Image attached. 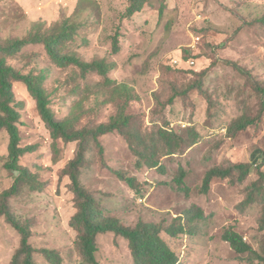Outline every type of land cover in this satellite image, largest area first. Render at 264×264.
Wrapping results in <instances>:
<instances>
[{
    "label": "rangeland",
    "instance_id": "374dc122",
    "mask_svg": "<svg viewBox=\"0 0 264 264\" xmlns=\"http://www.w3.org/2000/svg\"><path fill=\"white\" fill-rule=\"evenodd\" d=\"M130 2L0 0V40L23 38L35 24L45 30L68 18L81 24L78 37L64 52L87 62L105 59L115 64L109 75L113 84L98 72L85 75L77 67H58L44 46L25 50L38 73L48 69L47 89L57 119L70 120L77 129L109 124L127 102L126 94L117 88L130 86L135 91L138 98L126 110L131 126L100 139L104 154L90 144L82 169L84 188L98 201L105 218L128 228L140 223L164 231L184 227L186 233L176 239L162 235L179 264H264L235 253L223 241L224 233L233 230L264 259L262 200L256 197L251 205L245 204L250 186L257 181L256 166L264 172L260 90L264 88V0H151L142 12L123 19ZM118 27L122 50L114 54ZM191 59L196 64H190ZM27 61L18 57L10 64L23 69ZM15 92L24 103L19 125L22 145L35 147L21 164L39 176L43 190L24 188L11 200L13 212L30 224L34 248L56 251L62 264H87L78 246L80 235L72 228L78 214L76 197L71 179L64 174L80 143H63L56 156L36 100L21 82L15 83ZM243 116L256 122L245 131H231L233 122ZM160 131H173L182 138L177 155L164 157ZM137 135L150 145L157 142L156 149L141 148ZM9 145L10 136L4 131L0 134V196L18 176L5 168ZM137 153L157 155L161 167L152 170L144 160L140 169ZM240 163L253 165L243 184L234 174L229 180H214L209 193L202 194L210 170ZM181 169L187 172L189 194L176 183ZM119 174L136 179L140 193L122 182ZM21 244L20 233L0 219V264H12ZM98 244L100 264H134L126 240L111 234L100 237ZM35 262L51 264L39 253Z\"/></svg>",
    "mask_w": 264,
    "mask_h": 264
},
{
    "label": "trees",
    "instance_id": "16d2710c",
    "mask_svg": "<svg viewBox=\"0 0 264 264\" xmlns=\"http://www.w3.org/2000/svg\"><path fill=\"white\" fill-rule=\"evenodd\" d=\"M150 1L131 0L129 7L122 14V18L130 19L135 14L142 12ZM164 12L165 4L162 5L160 10L161 16H164ZM81 27V24L72 22V19L68 18L63 24H57L50 30H45L42 26L35 24L34 29L30 30L23 38L0 40V134L6 131L10 136L9 155L6 159L5 168L10 172L18 174L14 185L0 196V219H6L12 228L18 231L22 237L21 247L15 255L12 264H36L35 255L38 253L43 254L51 264H62L63 262L62 257L56 251L50 249L37 250L33 247L31 244L33 233L30 224L23 222L13 212L11 206V200L18 197L24 188L30 187L34 191L43 190V184L39 176L21 164L23 157L35 152V147H23L22 145L23 137L19 125L22 120L20 110L24 106V103L20 102L17 98L15 92L16 82L25 84L31 96L36 100L39 114L51 132L54 141L53 149L56 156L59 157L63 143H80L77 157L70 162L64 174L71 179L72 192L76 197L78 214L72 221V228L80 235L78 246L85 262L87 264H100L98 259L100 252L99 238L113 234L129 243L134 264H179V257L163 239L162 235L165 233L169 238L176 239L186 233L184 227L177 230L169 228L166 231L162 227L145 223H140L136 228L125 227L118 220L105 218L100 204L84 188L82 183V169L87 161L90 144L95 143L98 147L102 148L103 145L100 139L103 136L117 131L122 132L124 128L131 126L132 118L127 115L126 110L128 104L138 98L135 95V91L130 86L117 88V92L126 94L127 102L118 114L111 119L109 124H101L95 129H77L73 127L70 120L60 121L57 119L52 109L51 94L47 89L48 69L43 68L38 73L37 69L32 67L34 62L32 55L25 54V50L28 47L44 46L48 55L58 67H77L85 75L98 72L107 79L108 83L113 84L114 82L109 75L117 67L115 64H110L105 59L87 62L80 59L77 55L64 52L68 45L76 40ZM121 32V27H118L117 33L113 36L114 54H119L122 50ZM18 57L28 60L27 66L23 69H16L10 64L11 60L15 61ZM260 90L264 94V88ZM177 96L178 94L171 98V103H174ZM255 122V118L243 116L233 122L231 131H245L247 127L254 125ZM158 136L159 143L165 146V158L173 157L182 150L183 140L173 131H160ZM137 137L141 148H144L146 151L156 149L157 142L150 145L142 136L137 135ZM194 137L196 141L198 135ZM131 147L136 151L133 144ZM101 153L104 154L103 148ZM137 154L140 158V163L138 164L140 169L144 167L141 163L144 160H146L147 166L152 170L161 167L160 157L157 155L149 157L143 153ZM252 167V164L240 163V165H232L228 169L217 168L210 170L204 178L202 194L207 195L209 193L214 180H229L234 174L239 175L237 182L243 184L249 176ZM180 172V177L176 179V183L181 187L180 189L185 190V193L189 194V188L185 187L187 172L183 169ZM256 174L257 181L250 186L245 204L251 205L257 197L262 200L264 208V172L260 166H256ZM118 176L132 190L138 194L140 193L136 179L121 174ZM197 218H202V216L199 215ZM223 241L229 244L235 253L239 255L248 254L264 262V259L233 230H228L224 233Z\"/></svg>",
    "mask_w": 264,
    "mask_h": 264
},
{
    "label": "built area",
    "instance_id": "2783aa9c",
    "mask_svg": "<svg viewBox=\"0 0 264 264\" xmlns=\"http://www.w3.org/2000/svg\"><path fill=\"white\" fill-rule=\"evenodd\" d=\"M176 62L179 63V60H177ZM189 63L192 64V65H194V64H196V60L195 59H191L189 61Z\"/></svg>",
    "mask_w": 264,
    "mask_h": 264
}]
</instances>
